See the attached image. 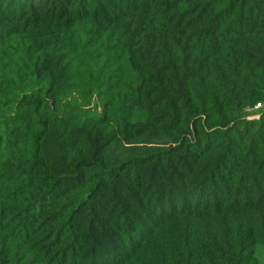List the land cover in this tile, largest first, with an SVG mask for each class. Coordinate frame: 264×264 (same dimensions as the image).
Masks as SVG:
<instances>
[{
    "label": "trees",
    "instance_id": "obj_1",
    "mask_svg": "<svg viewBox=\"0 0 264 264\" xmlns=\"http://www.w3.org/2000/svg\"><path fill=\"white\" fill-rule=\"evenodd\" d=\"M258 104L264 0H0V264H264Z\"/></svg>",
    "mask_w": 264,
    "mask_h": 264
},
{
    "label": "rangeland",
    "instance_id": "obj_2",
    "mask_svg": "<svg viewBox=\"0 0 264 264\" xmlns=\"http://www.w3.org/2000/svg\"><path fill=\"white\" fill-rule=\"evenodd\" d=\"M256 111H258V110H256ZM257 115H258L257 113H254V115H252V116L254 117ZM85 139L87 140L88 144L91 147V154L93 156L99 147V143L95 138L87 136V135H85ZM47 153H48V156L51 159V161L54 163L56 156H55V145H54V142L52 140H50L48 143ZM56 167L58 168V170H62V171L65 170V168L62 165H56ZM259 255L264 258V246H261L259 248Z\"/></svg>",
    "mask_w": 264,
    "mask_h": 264
},
{
    "label": "built area",
    "instance_id": "obj_3",
    "mask_svg": "<svg viewBox=\"0 0 264 264\" xmlns=\"http://www.w3.org/2000/svg\"><path fill=\"white\" fill-rule=\"evenodd\" d=\"M263 107H264L263 104H258L254 110H255V111H256V110H260V109L263 108Z\"/></svg>",
    "mask_w": 264,
    "mask_h": 264
}]
</instances>
